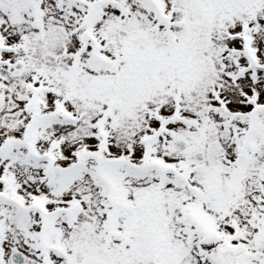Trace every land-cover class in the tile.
I'll use <instances>...</instances> for the list:
<instances>
[{"label":"snow or ice","instance_id":"snow-or-ice-1","mask_svg":"<svg viewBox=\"0 0 264 264\" xmlns=\"http://www.w3.org/2000/svg\"><path fill=\"white\" fill-rule=\"evenodd\" d=\"M0 264H264V0H0Z\"/></svg>","mask_w":264,"mask_h":264}]
</instances>
